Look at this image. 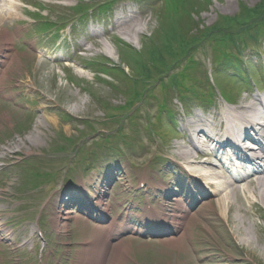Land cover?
<instances>
[{"label":"rangeland","instance_id":"rangeland-1","mask_svg":"<svg viewBox=\"0 0 264 264\" xmlns=\"http://www.w3.org/2000/svg\"><path fill=\"white\" fill-rule=\"evenodd\" d=\"M7 1L14 6L13 17L0 22V43L2 32L7 31L9 47L18 55L19 62L9 65L5 70L7 77L1 74L0 152L11 144L20 145L21 149L0 157V217L8 225L13 224L15 234L23 235L22 239L29 242L25 248L11 249L9 243L0 239V264L36 259L39 238L45 243L43 256L51 257L55 249L60 252L59 264H85L86 253H82L93 236L101 233L93 229L91 218L83 216L87 214L83 210L89 207L81 203L84 190L90 198L101 192V204L107 205L106 214L115 225L123 226L124 216L134 215L136 202L132 200L136 195H143L153 214L159 217L157 227L145 231V223L154 216L145 210L147 205H142L135 214L142 225L136 230L140 235L117 241L127 257L113 262L114 251L110 250L100 264H264V260L251 255L264 251L261 210L237 203L243 213L252 214L251 222L247 221V214L244 220L257 239L251 246L238 248L237 234L231 239L223 230L225 220L217 214L212 189L198 178L187 176L191 172L197 176L195 172L203 173L205 168L184 165L185 172L179 168L174 154L176 146L188 145L185 125L189 126L197 117L217 120L224 112L227 106L223 95L236 105L263 97L264 9L256 15L261 14L260 20H242L254 17L248 10L253 11L264 0H139L137 6L117 2L106 16H96L99 12L95 9L87 25L83 23L87 17L78 23L73 18V0ZM80 1L88 5L90 2ZM104 1L92 2L97 5ZM126 5L139 21L128 30L134 37L131 42L113 26L114 13ZM35 12L40 17L32 21ZM47 21L53 28L40 26ZM72 21L78 29H68ZM244 23L251 26L249 31L241 28ZM82 25L87 28L84 26L83 30ZM59 31L61 38L52 41L49 35ZM94 31L99 32L98 37ZM205 34L210 37L204 38ZM225 36L231 39H220ZM176 38L179 42H174ZM187 40L193 42L188 48ZM101 44L111 54L103 51ZM78 50H85L84 58L105 56L132 79L149 83L123 81L118 74L108 73L106 84H96L90 72L78 67H84L85 62L77 58ZM154 52L163 62L151 61ZM242 52L243 55H237ZM60 54L71 68L48 63L51 58L58 60ZM239 59L248 68L250 79L246 74L240 77L236 68L222 65ZM3 60L0 57V62ZM141 70L148 72L147 76ZM67 76L76 85L90 89L95 97L90 98L72 86ZM171 80L177 82L180 95H167ZM128 90H132V97L127 96ZM163 94L174 117L162 113L159 105ZM41 95H48L49 100ZM55 104L58 107L51 109ZM33 138L38 139L37 145H32ZM105 138L112 141V146L103 148L100 142ZM82 141L85 146L75 156V147ZM199 142H203L201 137L196 140ZM116 148L122 152L112 150ZM195 152L191 151L193 155ZM204 160L217 164L216 171L225 173L214 158ZM110 179L114 180L113 185L104 186V180ZM164 193L171 194L168 200ZM65 205L72 218L60 219L64 225L55 226L53 218L63 212ZM171 215L176 216L174 221ZM38 220L44 231H38ZM253 225L263 231L255 232ZM233 226L230 229H235ZM238 230L241 232L240 226ZM171 234L174 240L165 241L164 236ZM22 239L18 238L17 243Z\"/></svg>","mask_w":264,"mask_h":264},{"label":"bare ground","instance_id":"bare-ground-1","mask_svg":"<svg viewBox=\"0 0 264 264\" xmlns=\"http://www.w3.org/2000/svg\"><path fill=\"white\" fill-rule=\"evenodd\" d=\"M13 10L14 6L11 5L7 0H0V22L1 20H10L13 17ZM123 11L129 13L130 15L125 17L123 14H120V21L113 23V26L115 27V29H118V33H120L122 36H125L126 39L131 42L134 40V37L129 34L130 31L128 30L132 29V27L138 24V16L132 15L134 14V11L129 8H124ZM133 31L136 30L133 29ZM94 33L95 35H97L96 31ZM10 40L11 39L8 38L7 31H3L0 43V57L1 59L5 60L0 62V83L1 81H3L1 74L3 73L6 76L5 70L9 67V65L13 61L19 62L18 55L11 52V49L9 47ZM102 50L108 52L107 47L104 45L102 47ZM48 95H41V97L48 101ZM254 101L261 103L260 100L257 98H254ZM57 107L58 105L55 104L54 108ZM251 109L252 104H241L237 107H234L233 109H226V111H224L218 117L217 120H214L213 118L206 119L197 117L196 121L193 123L192 126H195L199 129H201L200 127L202 126H205L206 128L210 129L208 138L206 140V147H197L194 144V141H192V138H190L189 136L188 140L191 143H188L191 146L189 145V147H187L184 145H178L176 146V150L174 153L177 157V160L180 161L183 165L198 164L201 167L205 168L203 173L201 172L198 174L197 172H195L197 176L192 172L191 174L188 173L187 176L198 178L199 180L203 181L207 187L212 189V194L214 195L213 201L216 203L217 214L219 218L225 220V222H223V225L221 223L222 227L224 228L223 230L228 236L231 237V239L232 236H234V233L237 234L238 242L236 243V246L240 249H244L245 245L247 247L251 246L252 243H257V241H255V235H252V233L250 232V226L246 225V221L244 220V218L248 215L247 218L249 220L247 218L246 219L247 221L251 222L252 214L247 211H245L246 213H243V211L237 206V203H244L247 204L248 207H256L257 209H260L262 212L261 218L264 220V172L256 173L252 177L240 178L242 180L240 182H237L234 180L235 178H232V176L228 177L222 172H217L216 170H218L219 167L216 164H213V162H208L199 158L201 155H206L207 157H214V155L222 153V155L226 157L227 163L229 165H231L232 159L236 160L237 164H239L240 166L235 164L234 166L238 170H248L250 168L248 162H251L253 164L252 168H254L255 171H261L260 163L262 161L264 163V122L259 123L260 125H256L251 120H249L246 114H248ZM69 111L71 112V110ZM49 120L52 121L51 119ZM38 126V123H36L35 129H38ZM239 127H243V130L241 131H243L242 136L245 138V140L251 139L255 142L254 145H251V149L253 151L245 152L238 146L233 148V152L231 153H229V150H226L227 152H225V150L223 149L224 146L234 147V142H238L240 140V137L237 134V128ZM188 128V125H185L183 127L185 131ZM202 132L203 131H199V133ZM36 138H38V134ZM36 138H33V140H31L32 145L38 144V139ZM12 146L13 144H11V146H7V149L3 148V150L1 151L3 153L1 154L5 155L6 153H13L21 149L20 145L16 146V144H14V147ZM190 147L191 149L195 148V150L197 151L195 152V155H193L190 149H188ZM234 156H237L236 159ZM237 159H239L240 161H238ZM231 178L232 180H230ZM100 196L101 195L96 196L95 200H100ZM96 205H98V203ZM65 207L67 206L65 205L63 207V212L60 211L59 214L54 216L53 224L55 226H58L60 224L64 225V223H60V219H64L66 221L72 218V216L70 215L71 212ZM175 217V215H171L170 218L172 221H174ZM180 217L183 218L182 216ZM155 220H158V218H154L152 221L155 222ZM231 224L236 226L237 228L235 227V229H230ZM237 224L242 229L241 232H239ZM253 228L255 232L256 230L258 232L263 231L260 226L254 227L253 225ZM94 229L95 231H97V233H102L106 230V228L102 225H95ZM174 230V233L178 232L176 228ZM172 240H174V237L170 235L165 241ZM104 245L106 246L107 242L104 243ZM251 255L253 256V259L264 260V251L260 253V255ZM114 258L120 259V256L115 255ZM95 259L96 258H93V260Z\"/></svg>","mask_w":264,"mask_h":264},{"label":"trees","instance_id":"trees-1","mask_svg":"<svg viewBox=\"0 0 264 264\" xmlns=\"http://www.w3.org/2000/svg\"><path fill=\"white\" fill-rule=\"evenodd\" d=\"M263 9H264V4H260V5L256 6V7L253 9V11H250V10L247 9L249 13H251V14L254 13L255 16H254V17H249V18H248V17H247V18H244L242 21H243V22H246V21L249 20L248 23H250V22L253 21V20H260V19H259V18H260L259 16H260L261 14L258 15V16H256V15H257L258 13L262 12ZM244 17H245V16H244ZM248 23H247V24H248ZM247 24H245V23H244V24H241V25H242L241 28H245V30H244L245 32H246V31H249V30L251 29V26H246ZM213 36H214V34H213ZM229 36H230V35H229ZM169 37H170V35H169ZM209 37H210V35H208V34H205V35H204V38H209ZM220 39H227V40H228V39H231V37H228V38H227V36H225V37H220ZM174 42H179V39L176 38V40H174ZM186 44H187V47H188V46H191V45L193 44V42H190V40H187V41H186ZM186 49H187V48H186ZM156 54H158V53H155V52H154V53L152 54V56L150 57L151 61L154 62V63L157 62V64L160 63V62H163V61L161 60V58H159V56H158V57H155ZM140 62H141V60H140ZM140 73H141L143 76H147V74H148V72H146L145 70H144V71L141 70Z\"/></svg>","mask_w":264,"mask_h":264}]
</instances>
